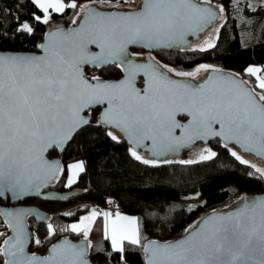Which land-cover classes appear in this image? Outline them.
Listing matches in <instances>:
<instances>
[{"label":"snow or ice","instance_id":"6c2138e0","mask_svg":"<svg viewBox=\"0 0 264 264\" xmlns=\"http://www.w3.org/2000/svg\"><path fill=\"white\" fill-rule=\"evenodd\" d=\"M32 2L43 12L40 22L45 24L50 9L57 13L65 10L62 0ZM67 7L76 9L78 5L72 2ZM214 19L216 13L195 0H141L138 9L120 13H103L86 4L80 6L79 23L73 20L75 29H57L46 35L45 43L37 46L40 55L0 52V196L6 192L16 198L28 195L63 171L57 162L46 159V153L88 125L89 119L82 114L96 106H103L99 125L118 129L137 146L150 140L154 155H163L186 141L218 136L244 152L264 157V79L257 76L261 69H247L256 76L255 87L260 90L256 93L234 77L209 76L193 85L170 78L161 70L166 66L159 62L129 58L130 46H178L187 35L202 31ZM19 30L33 31L27 23ZM92 46L98 51L91 50ZM214 46L205 41V46L194 50L204 52ZM110 64L120 68L122 78L106 81L93 76L89 80L83 71L84 65ZM201 70L208 71V66H201L197 72ZM167 72L181 77L196 75L170 67ZM139 77L143 78L141 86ZM181 115L190 117L187 123L178 119ZM214 125H219L218 131ZM108 135L118 140L112 131ZM131 155L141 160L135 151ZM215 155L207 151L199 159L211 160ZM231 155L241 164L256 168L237 151ZM83 170L82 162L70 165L68 184L74 183ZM256 171L264 176V169ZM241 201L235 211L203 220L176 242L143 245L146 264H264V197H241ZM30 214L22 210L0 213L11 232L0 242V264H89L86 253L91 244L64 240L53 244L45 255L27 253L23 221ZM97 215L93 210L65 231L82 232L87 240ZM103 216L105 237H110L114 250L123 251L124 241L140 244L135 218L119 212L114 219L108 212ZM48 233L49 237L55 235L51 224ZM40 243L37 239L36 244Z\"/></svg>","mask_w":264,"mask_h":264},{"label":"trees","instance_id":"16d2710c","mask_svg":"<svg viewBox=\"0 0 264 264\" xmlns=\"http://www.w3.org/2000/svg\"><path fill=\"white\" fill-rule=\"evenodd\" d=\"M62 1L75 2L78 7L72 9L66 4L64 12L49 10V21L45 24L40 22L42 13L32 0H0V50H37L46 31L56 25L73 23L80 6L86 2L111 3L115 6L124 3L123 0ZM247 2L208 0L218 10L223 8L214 22V47L204 52L194 50L200 47L159 49L153 51L154 57L159 64L176 72L190 71L199 64L238 71L251 89L260 92L255 87L253 76L243 69L248 64L264 62V6L249 9ZM132 3L129 0L127 4ZM22 23H27L33 29L31 34L19 30ZM119 73L120 68L112 64L85 68L88 78H118ZM88 112L91 122L77 130L60 153L55 148L46 153L49 157L58 155L63 170L59 182L48 188L68 190L74 195L63 200L32 197L21 201L48 212L47 221L26 218L31 234L28 249L32 253L44 254L49 244L65 236L73 240H85L82 232L73 233L65 229H70V221L92 208L98 215L85 240L86 245L91 244L87 248L90 261L93 264H145L141 248L144 241H172L209 212L230 204L233 205L231 207L236 206L242 194L251 197L264 192V176L256 171L257 167L241 164L231 155L232 150L216 138L206 145L209 151L216 153L211 160L194 158L191 159L193 163H185L175 159H148L152 163L145 164L138 153L141 160L131 155L133 150L125 141L120 138L113 140L107 128L95 121L94 109ZM73 159H80L84 170L76 175L74 183L65 186L66 164ZM118 210L136 217L141 238L140 244L124 241L123 251L114 250L104 233L103 213H111L114 217ZM49 224L55 231L51 237L48 233ZM0 232L6 234V226L1 219ZM37 239L41 241L39 245L36 244Z\"/></svg>","mask_w":264,"mask_h":264},{"label":"water","instance_id":"95a60500","mask_svg":"<svg viewBox=\"0 0 264 264\" xmlns=\"http://www.w3.org/2000/svg\"><path fill=\"white\" fill-rule=\"evenodd\" d=\"M139 1H140V4H141V0H139ZM195 2L198 3V4H200L201 7H209V8H211L216 13V16L219 14L218 13V11H219L218 8L214 7L213 5L209 4L208 2L207 3H202V2H199L198 0H195ZM140 4L138 5V8H139ZM138 8L137 7H135V8H129L128 10H124V9L120 10L119 9V11H117V10H108V11H105V10H100V9H96V10H98L100 12H103V13H109V12L120 13V12H131V11H134V10H136ZM215 21H216V19L212 20V22L208 26L213 25ZM77 22L79 23V20H77ZM76 27H77V25L76 24H73V23L67 24L66 26L56 25L53 29L46 31L43 34L42 39L39 41L38 45L45 43V37L51 31H54V30H57V29H61V30H64V31H71L72 29H75ZM205 29H206V27L202 31H197L193 35H187L185 37V39H184V43L183 44H180L178 46H174V47H171V48H155V49L156 50H159V49H162V50H164V49H178V50H181V49H185V48L191 47V40L192 39H195L196 37H198ZM136 47H139V46H136ZM36 48H37V50H34V51H26V50H24V51H18V50H13V51L2 50L1 51L0 50V52H5V53H9V54H37V55H40L41 54L40 50L38 49V47H36ZM91 50L98 51V49H95L94 46H92ZM128 50H129V48H128ZM148 50H153V49H148ZM86 67L87 68H89V67L90 68H100V67H94L92 65H84L83 66L84 74H85V68ZM213 70H214V68L208 69V71H206V74H205L204 78H202V79H200L198 81H192V80L185 79V78H181V77H173L166 70H162V71L165 72L166 75H168L170 78H172L174 80H178V81H181V82L190 83V84H193V85L199 84V83H202V82H205L206 77H209V76H212V77L221 76V75H223V76H230V77H234L237 82H244V86L248 90H252L247 85V83L242 79V77L241 78L236 77L233 74L224 71L223 69H219V70L218 69H215L216 71H213ZM122 75H123V73L121 72V74H120V76L118 78H111V79H104V80H106V81H116V80H119L120 78H122ZM86 78H88V77L86 76ZM88 79L91 80L92 77H90ZM93 109H98L99 110L98 113L96 114V117H95V121L97 122L98 119H99V117L101 116L102 111H103V106H96ZM82 115L86 116L89 119V121H90L91 115H90V113L88 111H86ZM182 117H184V119H182ZM178 119L182 123H187V121H188V119H190V117L181 115V116L178 117ZM101 126L107 128V130L114 129L111 126H107V125H101ZM214 128L218 131L219 130V125H214ZM120 133H121L120 139L123 140V141H125L127 143V145L129 146L130 149H132L133 151H135L136 149H138L141 152H146V154H145L146 158H148L150 160H153V161H158V160L159 161H162V160L175 159L176 157H179L181 155V153L183 152V150H185L186 147L190 146V144H192V142H194V141H200V142H202V143L205 144V143H207L208 141H210L211 139H214V138L218 139L221 144H224V145H226V146H228L230 148L236 147L240 153H244L243 149L240 148L239 145L235 144L234 142H230V141L229 142H226L222 137H218V136H206L203 139H194V140L186 141L183 146L176 147V148H174L172 150H167L166 152H164L163 155H154L153 154V152H154V146H153V144H152V142L150 140L142 141L139 144V146H137V145H135V144H133V143H131L129 141V139H128V137H127V135L125 133H123V132H120ZM176 135H178V136L180 135L179 130H177ZM65 145H66V143L63 144V145H61V146H59V147H57V148H55L56 152L57 153H60L61 150L65 147ZM248 154H250L252 157L258 159L261 162L262 167L264 168V157H258V156H255L252 153H248ZM46 159H48L50 161L57 162L60 165V168L62 169V166L60 164V160H59L58 155H54V156H50V157L46 155ZM61 173H62V171L60 173H58L54 179H51L48 182L44 183L41 187H39L37 190L31 192L28 195H24V196H21L19 198H16V197H13V195L10 192H6V193H4V195L0 196V213H2L4 211H14L15 212V211H19V210H22V211L31 213L30 215H27L24 218V221H23V223L25 225L26 233L28 235V243H27V247L25 249V251L27 253H32V252H30L29 249H28L29 245L31 244L30 243L31 242V234H30L29 229H28V226H27L26 218L27 217H31L35 221H38V222L47 221V219H48V212H46L45 210H41L40 208H38L36 205H34L32 203L31 204H25V203H22L21 201L26 200V199H31L32 197H36V198H39V199L42 198V199H50V200H52V199L63 200V199H66L68 197L73 196L74 194L72 192H68V190L58 191V190H54L52 188H48V187H52L57 182H59V180L61 178L60 177ZM241 197H243L245 199H247V198H254V197H264V192L254 194L251 197H246L245 195L242 194ZM241 203H242V201L237 202L236 206H234L232 208H227L224 211L215 210V211L209 212L208 214L204 215V217H202L199 220H197L194 223V225L191 228L187 229V230L194 229L203 220L208 219L209 217H212V216H215V215H223V214L231 213V212L235 211L237 209L238 205H240ZM0 219H1L2 223H4L5 226H6V232H5L6 234L0 240V242H2V240L4 238H7V236L11 234V232H10V230H9L6 222H5L6 221V217L3 216V215H0ZM186 235H187V232L185 231L181 236L173 239L172 241H166V242H162V243L161 242H158L156 240H153V239L144 241L141 244V248H142V251H143V259H144L145 264H146L147 256H146V254L144 252L143 245L148 244L150 242H156V243H159V244H165V243H169V242H176V241L184 238ZM64 240H68L69 242H71L73 244L87 246L86 245V241L84 239H82V238H77L76 240H73L72 238L65 236V237L59 238V239L55 240L53 243L49 244L46 247L44 254H40V253H37V254L38 255H45V254H47L46 250L49 249V248H51L53 244L60 243V242H62ZM86 259L88 260L89 264H93V262L90 261L89 257L87 256V253H86Z\"/></svg>","mask_w":264,"mask_h":264},{"label":"rangeland","instance_id":"374dc122","mask_svg":"<svg viewBox=\"0 0 264 264\" xmlns=\"http://www.w3.org/2000/svg\"><path fill=\"white\" fill-rule=\"evenodd\" d=\"M129 1V0H128ZM131 1H133V3L132 4H127V3H125V0H123V2L124 3H121V4H118V5H116L115 7H113L112 5H111V3H107V4H100V2H97V3H94V2H86L84 5H90L91 7H93V8H95V9H100V10H105V11H108V10H117V11H119V9L120 10H122V9H124V10H128L129 8H134V7H137V5H138V0H131ZM199 2H202V3H205L204 2V0H198ZM63 2V1H62ZM64 4H65V6H66V4H69L70 2H63ZM83 6V5H82ZM98 6V7H97ZM102 7H106V8H102ZM40 10V9H39ZM41 11V10H40ZM50 11H52L51 9H50ZM53 12V11H52ZM41 15H40V18L41 19H43V12L41 11ZM218 13L220 14V8H219V11H218ZM80 15V9H79V11L77 12V14L75 15V17H74V20H78V16ZM24 23H22V25H23ZM21 25V26H22ZM20 26V27H21ZM215 33H216V29H215V25L213 24V25H210V26H207L206 27V29L198 36V37H196L195 39H192L191 40V47H194V48H196V47H202V46H205V41H209V42H213L214 40V37H215ZM201 66H208V69H210V68H214V69H221V68H217V67H212V66H210V65H205V64H199V65H197V67H195L194 69H192V70H190V71H186V72H188V73H196V75H195V77H191V76H188V77H181V76H175L174 75V73H169L171 76H173V77H181V78H185V79H189V80H192V81H198V80H200V79H202V78H204V76H205V74H206V71H203V70H201V71H199V72H197V69L198 68H200ZM249 67H254V68H259V69H261V71L259 72V73H257V76H259L261 79H264V62H262V64H257V63H251V64H248V65H246L245 67H244V71L245 72H247V69L249 68ZM167 68H168V66H166V67H164V69H166L167 70ZM224 70V69H223ZM224 71H226V72H229V73H231V74H233L234 76H236V77H239V78H241L240 76V73L238 72V71H232V70H230V71H228V70H224ZM248 73V72H247ZM253 78H254V81H255V84L257 83V79H256V76H253ZM246 82V81H245ZM249 87H250V85H249ZM253 90V89H252ZM256 93H259L258 91H256V90H254ZM200 146H199V145ZM197 145H193V144H191L189 147H186L185 148V150L181 153V155L179 156V157H176L175 158V160H178V161H191V159H194V158H199L200 157V155L201 154H207V151H209V149L207 148V146L206 145H203L204 143H198ZM230 148V147H229ZM232 151H237V153L239 154V155H241L242 156V158H244V159H246V160H249L250 162H252V163H254L255 164V166L257 167V168H261V169H264L263 167H262V165H261V162L258 160V159H256V158H254V157H252L250 154H248V153H246V152H244V153H240L239 151H238V149L236 148V147H233V148H230ZM144 160H148V158H145V157H142ZM150 160V159H149ZM78 162H81V160L80 159H73L71 162H69V163H67L66 164V166H67V169H66V174H65V180H64V185L65 186H68L69 184H68V179H69V176L72 174V173H70L69 172V166L70 165H72V164H75V163H78ZM76 177L77 176H75V179H76ZM193 200V199H192ZM228 206H230V208H232L231 206H233V205H228ZM228 206L227 207H225V208H221V209H217L218 211H224L226 208H228ZM91 212H92V208H89L87 211H85L84 212V214L83 215H81L80 217H78V218H76L75 220H73V221H70V223H69V225H68V227L70 228L71 227V225H73V224H79L80 223V221L84 218V217H86V216H89V215H91ZM117 212H119L122 216H127V217H130V218H135L136 219V217L135 216H133V215H127V214H125V213H123L122 211H120V210H118ZM116 215V214H115ZM113 219L115 218V216L114 217H112ZM104 223H105V221H104ZM193 225V224H192ZM191 225V226H192ZM190 226V227H191ZM138 231H139V229H138ZM108 239H110V237L108 238ZM139 239L141 240V238H140V234H139ZM110 245H111V247H112V243H111V239H110Z\"/></svg>","mask_w":264,"mask_h":264},{"label":"flooded vegetation","instance_id":"af4514ba","mask_svg":"<svg viewBox=\"0 0 264 264\" xmlns=\"http://www.w3.org/2000/svg\"><path fill=\"white\" fill-rule=\"evenodd\" d=\"M139 1V0H138ZM140 4V1L138 2V5ZM138 5H137V8H138ZM135 8V7H134ZM156 49H153V50H148V49H145V48H142V47H136V46H131L129 47V50H128V53H129V58H135L137 59L139 62H142V63H147L149 62L150 60L152 62H158L156 60V58L154 57V53L153 51H155ZM133 53H140L141 55L139 57H132L131 54ZM154 58V59H153ZM161 66H163L162 64H160ZM162 70H166L164 69V67H161ZM167 71V70H166ZM121 74V70H120V73L118 75V77L120 76ZM140 81H142V77H139L138 78V86H141L140 85ZM196 81V80H195ZM247 83V82H246ZM247 85L249 86V84L247 83ZM96 112H95V116L96 114L98 113V109H94ZM182 119H184V117H182ZM108 131H112L114 134H116L118 136V138L121 137V133L120 131H118L117 129H109ZM212 140V139H211ZM210 140V141H211ZM210 141H208L207 143L203 144V145H207ZM198 143H201L200 141H194L192 142L193 145H197ZM191 145V144H190ZM199 145V144H198ZM200 146V145H199ZM189 147V146H188ZM184 151V150H183ZM136 153H138L139 155H141L142 157H145V154L146 152H141L139 151L138 149L135 150Z\"/></svg>","mask_w":264,"mask_h":264},{"label":"crops","instance_id":"0c3cea01","mask_svg":"<svg viewBox=\"0 0 264 264\" xmlns=\"http://www.w3.org/2000/svg\"><path fill=\"white\" fill-rule=\"evenodd\" d=\"M264 6V0H248L247 7L255 9L256 7Z\"/></svg>","mask_w":264,"mask_h":264},{"label":"built area","instance_id":"2783aa9c","mask_svg":"<svg viewBox=\"0 0 264 264\" xmlns=\"http://www.w3.org/2000/svg\"><path fill=\"white\" fill-rule=\"evenodd\" d=\"M111 208V206H109ZM111 212H113V208H111Z\"/></svg>","mask_w":264,"mask_h":264}]
</instances>
